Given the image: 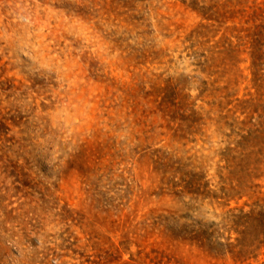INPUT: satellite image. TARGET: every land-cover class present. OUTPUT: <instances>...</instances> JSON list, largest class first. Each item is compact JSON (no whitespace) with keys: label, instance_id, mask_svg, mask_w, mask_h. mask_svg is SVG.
<instances>
[{"label":"rangeland","instance_id":"374dc122","mask_svg":"<svg viewBox=\"0 0 264 264\" xmlns=\"http://www.w3.org/2000/svg\"><path fill=\"white\" fill-rule=\"evenodd\" d=\"M249 211L264 0H0V264H264Z\"/></svg>","mask_w":264,"mask_h":264},{"label":"trees","instance_id":"16d2710c","mask_svg":"<svg viewBox=\"0 0 264 264\" xmlns=\"http://www.w3.org/2000/svg\"><path fill=\"white\" fill-rule=\"evenodd\" d=\"M260 86H257L256 90H261ZM238 217L235 220H232V224L234 226L240 225L244 228L243 232H241L242 240L243 236L246 235L248 230L255 231L254 235L256 236V240L258 242V247L264 248V212L255 213L254 211H249L246 213H241L237 215ZM196 236V237H195ZM194 238H200L202 242L207 240V232L201 230L198 234L193 236ZM208 249L211 252H217L214 247H211L209 243L206 244Z\"/></svg>","mask_w":264,"mask_h":264}]
</instances>
